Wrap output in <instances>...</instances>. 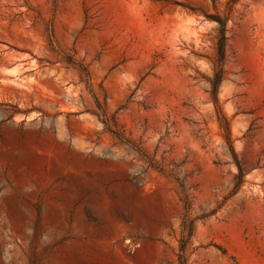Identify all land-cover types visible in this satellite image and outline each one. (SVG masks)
I'll return each mask as SVG.
<instances>
[{"label":"rangeland","instance_id":"obj_1","mask_svg":"<svg viewBox=\"0 0 264 264\" xmlns=\"http://www.w3.org/2000/svg\"><path fill=\"white\" fill-rule=\"evenodd\" d=\"M183 259L264 264V0H0V264Z\"/></svg>","mask_w":264,"mask_h":264},{"label":"trees","instance_id":"obj_2","mask_svg":"<svg viewBox=\"0 0 264 264\" xmlns=\"http://www.w3.org/2000/svg\"><path fill=\"white\" fill-rule=\"evenodd\" d=\"M218 21V36H217V42H216V61H215V76L217 78L218 83V77H220L222 68L221 65L225 59V41H226V24L222 22L221 20ZM181 258H183L181 256ZM183 264H186L185 260H182Z\"/></svg>","mask_w":264,"mask_h":264}]
</instances>
